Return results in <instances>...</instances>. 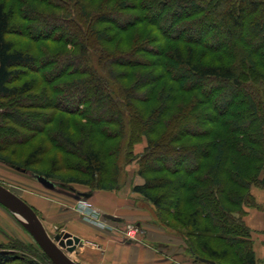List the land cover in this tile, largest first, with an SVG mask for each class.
I'll use <instances>...</instances> for the list:
<instances>
[{"label":"trees","instance_id":"trees-1","mask_svg":"<svg viewBox=\"0 0 264 264\" xmlns=\"http://www.w3.org/2000/svg\"><path fill=\"white\" fill-rule=\"evenodd\" d=\"M56 1L0 0V162L93 191L136 162L133 192L195 258L257 264L241 216L264 188V0ZM21 245L0 264H54Z\"/></svg>","mask_w":264,"mask_h":264},{"label":"crops","instance_id":"crops-1","mask_svg":"<svg viewBox=\"0 0 264 264\" xmlns=\"http://www.w3.org/2000/svg\"><path fill=\"white\" fill-rule=\"evenodd\" d=\"M145 146L143 141L139 149L135 147L136 154H141ZM135 184H143V179L136 176ZM75 190L47 185L41 192L29 189L26 195L17 196L35 211L52 238L65 233L80 238L81 243L71 255L76 263L194 264L195 256L188 251L184 238L155 221V208L134 193L131 184L117 191H93L84 186ZM251 194L262 208L248 209L246 224L251 230L256 262L264 264V189L253 187ZM81 200L92 204L97 223L82 217L77 208ZM130 224L139 227L136 239L121 231Z\"/></svg>","mask_w":264,"mask_h":264},{"label":"rangeland","instance_id":"rangeland-1","mask_svg":"<svg viewBox=\"0 0 264 264\" xmlns=\"http://www.w3.org/2000/svg\"><path fill=\"white\" fill-rule=\"evenodd\" d=\"M54 2H57V1L54 0ZM54 24L55 23L52 22L50 25H54ZM141 27L146 28L147 24H143ZM33 32L34 31H30V34ZM150 32H151L152 36H158L159 35L157 30L154 28L153 29L151 28ZM60 34H61V37L63 39H72V35L69 32H67L66 30L58 29L56 32V35L60 36ZM46 45H47L50 52H52V53L57 52L58 45L56 43L51 42V43H47ZM140 57L147 59V60L154 61V62L158 61V58H155V57L151 58L149 56H146L145 54H141ZM56 59L57 58L54 57L52 60H56ZM57 60L61 61L59 59H57ZM61 62L63 63V60ZM244 89H245V91H247V93H250L248 91L247 86H244ZM258 91H259L260 95H264V88H262L261 86L258 87ZM6 110H8L10 112L12 111V109L0 110V123H3V121L5 120L4 113ZM61 116H62V114L58 112L57 117H61ZM249 135L251 136V138L259 140V135L255 132V130H250ZM136 147H137L136 149H139V147H141V143L137 144ZM136 151L137 150H135V153H136ZM248 158L251 159L250 157H248ZM251 162L253 164L256 163V162H254V160H251ZM138 168H139L138 164L136 162H133L130 165H127L122 170V176H121V182L123 184L122 187L136 182V176H137L136 172H137ZM62 175L64 177H66L68 175V172H63ZM0 184L18 196L26 195L25 191L29 190V189L35 190V191H40V189L43 186H47V185L58 186V187L63 188V189L64 188L71 189L74 192H76V190H75L76 188L82 187L81 185H77V184L66 185L63 182L58 181V180H54V179L48 180V179L40 177L36 174H33L32 172H28V171L16 168L12 165L4 164L2 162H0ZM33 184L36 186H34ZM38 185H39V187H37ZM252 189H251V191H252ZM81 201H86V200H81ZM253 201L255 202L254 198H253ZM253 201H252V203H253ZM86 202L91 204L89 202V200H87ZM257 207L262 208L259 205H257V203H256V207H252V208H257ZM91 208H92V212H93V210H95V209L93 208V206ZM250 208H251L250 205H246L244 207V215H242L241 217L245 221V223H246L247 210ZM152 216L154 217L155 221H158L160 223L162 221L164 224L168 225L169 227L175 228L177 230L175 232H177L178 234H180L183 237L182 233H184V229L181 228L178 224L174 223L171 219L167 218L166 216H162L161 214L156 213L155 210H152ZM82 217L85 218L83 216V214H82ZM130 225L135 226V224H130ZM126 226H128V225H126ZM0 234L2 235V242H3V245H0V251L1 252L17 250V249L19 250V249H21L19 244H22L21 246L26 247L28 249H30V248L36 249L37 247L39 248V246L36 244V242L34 241L32 236L19 223L17 217L12 212H10L8 209H6L5 207H3L1 205H0ZM193 263L194 264H201L200 262L199 263L197 262L196 258H194Z\"/></svg>","mask_w":264,"mask_h":264},{"label":"water","instance_id":"water-1","mask_svg":"<svg viewBox=\"0 0 264 264\" xmlns=\"http://www.w3.org/2000/svg\"><path fill=\"white\" fill-rule=\"evenodd\" d=\"M0 205L12 212L22 227L32 236L39 248L47 255L54 264H78L71 255L81 243L80 238L69 233L52 238L46 231L42 221L35 211L12 191L0 184ZM114 220L113 218H108ZM11 251H3L8 255ZM204 264H215L214 261L197 258Z\"/></svg>","mask_w":264,"mask_h":264},{"label":"built area","instance_id":"built-area-1","mask_svg":"<svg viewBox=\"0 0 264 264\" xmlns=\"http://www.w3.org/2000/svg\"><path fill=\"white\" fill-rule=\"evenodd\" d=\"M92 205L89 204L86 201H80L78 205V209L80 210L81 214L85 217V219H88L89 221L96 222V215L97 212L93 210L92 212ZM91 211V212H90ZM121 231L129 236L131 239H136L137 235L139 233V227L138 226H133V225H128L125 227V229H121Z\"/></svg>","mask_w":264,"mask_h":264}]
</instances>
